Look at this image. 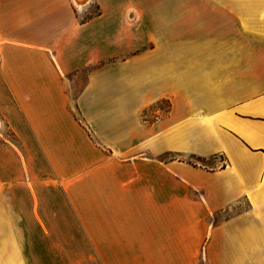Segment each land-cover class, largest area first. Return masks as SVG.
Masks as SVG:
<instances>
[{
  "label": "crops",
  "instance_id": "1",
  "mask_svg": "<svg viewBox=\"0 0 264 264\" xmlns=\"http://www.w3.org/2000/svg\"><path fill=\"white\" fill-rule=\"evenodd\" d=\"M0 264H264V0H0Z\"/></svg>",
  "mask_w": 264,
  "mask_h": 264
},
{
  "label": "rangeland",
  "instance_id": "2",
  "mask_svg": "<svg viewBox=\"0 0 264 264\" xmlns=\"http://www.w3.org/2000/svg\"><path fill=\"white\" fill-rule=\"evenodd\" d=\"M157 108H159L161 111H163V112H166L167 111V108H168V105H167V103L166 102H162V103H160L158 106H156ZM152 116L154 117L155 115L153 114H148V115H146V118H148V119H153L152 118ZM151 117V118H150Z\"/></svg>",
  "mask_w": 264,
  "mask_h": 264
},
{
  "label": "trees",
  "instance_id": "3",
  "mask_svg": "<svg viewBox=\"0 0 264 264\" xmlns=\"http://www.w3.org/2000/svg\"><path fill=\"white\" fill-rule=\"evenodd\" d=\"M144 117H145V119L147 120L146 116H144Z\"/></svg>",
  "mask_w": 264,
  "mask_h": 264
}]
</instances>
